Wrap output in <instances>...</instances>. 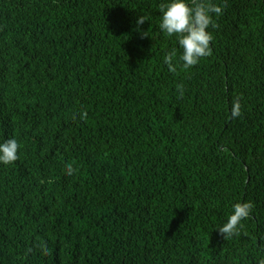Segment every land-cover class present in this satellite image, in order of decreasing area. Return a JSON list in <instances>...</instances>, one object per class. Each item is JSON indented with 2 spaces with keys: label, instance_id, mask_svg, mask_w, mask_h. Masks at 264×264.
<instances>
[{
  "label": "trees",
  "instance_id": "1",
  "mask_svg": "<svg viewBox=\"0 0 264 264\" xmlns=\"http://www.w3.org/2000/svg\"><path fill=\"white\" fill-rule=\"evenodd\" d=\"M163 2L0 0V264H264V0L187 69Z\"/></svg>",
  "mask_w": 264,
  "mask_h": 264
},
{
  "label": "clouds",
  "instance_id": "2",
  "mask_svg": "<svg viewBox=\"0 0 264 264\" xmlns=\"http://www.w3.org/2000/svg\"><path fill=\"white\" fill-rule=\"evenodd\" d=\"M162 13L159 28L168 36L176 37L179 49V60L183 62L185 69L199 64L201 58L213 54L212 42L213 33L209 28H216L215 17L222 15L221 6L214 4L212 0H165L160 4ZM148 20L146 16H139L137 25H143ZM145 35H147L145 33ZM179 49L169 52L164 62L172 72L176 71V64ZM183 85H180L182 88ZM241 105L237 101L233 106V116H239ZM20 144L16 138L6 139L0 142V164L11 165L19 159ZM75 169L68 166L69 175ZM253 205L250 202L236 203L232 214L227 222L218 227L223 239H229L239 235L243 227V221L251 215Z\"/></svg>",
  "mask_w": 264,
  "mask_h": 264
}]
</instances>
